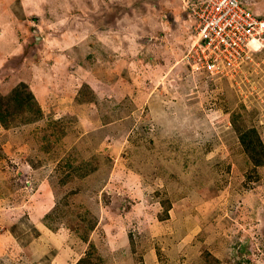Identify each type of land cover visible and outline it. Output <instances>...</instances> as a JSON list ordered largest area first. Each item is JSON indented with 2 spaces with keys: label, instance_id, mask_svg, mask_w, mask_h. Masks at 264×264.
<instances>
[{
  "label": "rangeland",
  "instance_id": "1",
  "mask_svg": "<svg viewBox=\"0 0 264 264\" xmlns=\"http://www.w3.org/2000/svg\"><path fill=\"white\" fill-rule=\"evenodd\" d=\"M191 3L0 0V264H264V48L193 71Z\"/></svg>",
  "mask_w": 264,
  "mask_h": 264
},
{
  "label": "built area",
  "instance_id": "2",
  "mask_svg": "<svg viewBox=\"0 0 264 264\" xmlns=\"http://www.w3.org/2000/svg\"><path fill=\"white\" fill-rule=\"evenodd\" d=\"M190 8L196 25L185 56L189 67L211 77L247 72L253 49L264 44V18L244 0H192Z\"/></svg>",
  "mask_w": 264,
  "mask_h": 264
},
{
  "label": "trees",
  "instance_id": "3",
  "mask_svg": "<svg viewBox=\"0 0 264 264\" xmlns=\"http://www.w3.org/2000/svg\"><path fill=\"white\" fill-rule=\"evenodd\" d=\"M17 88L13 91V98H10V99H15V98H17V96H18V94H19V92L17 93ZM17 94V95H16ZM1 119H3V116L2 115H0V120ZM254 130V129H253ZM252 134V133H251ZM251 134L249 133V132H245L244 131V133H241L240 132V137H241V139L244 141V140H248V144H247V147L248 148H250L249 150H251V148L253 149V148H255L257 145L255 144V142H253V137L251 136ZM259 144V143H258ZM252 151V150H251ZM261 158H258V161H261L260 160Z\"/></svg>",
  "mask_w": 264,
  "mask_h": 264
},
{
  "label": "clouds",
  "instance_id": "4",
  "mask_svg": "<svg viewBox=\"0 0 264 264\" xmlns=\"http://www.w3.org/2000/svg\"><path fill=\"white\" fill-rule=\"evenodd\" d=\"M260 48H264V44H261V45H260ZM260 48H254L253 50H254V51H259Z\"/></svg>",
  "mask_w": 264,
  "mask_h": 264
}]
</instances>
